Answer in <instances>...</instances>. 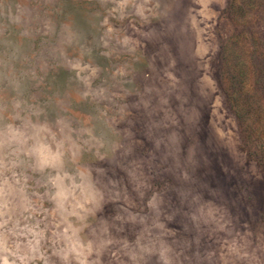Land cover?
Masks as SVG:
<instances>
[{"label":"rangeland","instance_id":"374dc122","mask_svg":"<svg viewBox=\"0 0 264 264\" xmlns=\"http://www.w3.org/2000/svg\"><path fill=\"white\" fill-rule=\"evenodd\" d=\"M8 125L90 173L89 264H264V0H0ZM5 140L0 180L61 264L50 170Z\"/></svg>","mask_w":264,"mask_h":264},{"label":"clouds","instance_id":"9594fccd","mask_svg":"<svg viewBox=\"0 0 264 264\" xmlns=\"http://www.w3.org/2000/svg\"><path fill=\"white\" fill-rule=\"evenodd\" d=\"M5 135L8 144L25 145L31 139L27 155L33 159L34 168L40 172L50 170L49 182L55 189L50 199L54 204L53 211L59 217L52 234L59 247L52 254L59 258L61 264H89L90 244L85 245L80 236L81 229L71 218L83 220L78 209L86 211V205L94 202L98 195L90 173L65 170V140H57L56 133L47 125H34L31 137H25L20 129L8 125L7 133L0 131V150L6 143ZM49 136L53 142H49ZM5 167L4 159L0 157V176H3ZM13 195L8 180H0V264H35L36 261L48 264L46 251L42 248L46 228H41L39 221L30 222L31 213H24L29 212L31 205L26 200L17 205L11 198ZM166 251L161 255L168 264Z\"/></svg>","mask_w":264,"mask_h":264}]
</instances>
